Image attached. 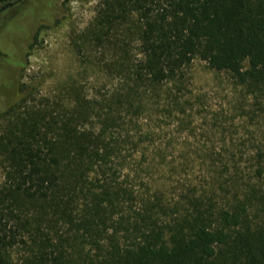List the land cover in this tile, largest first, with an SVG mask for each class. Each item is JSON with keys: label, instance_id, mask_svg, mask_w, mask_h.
<instances>
[{"label": "trees", "instance_id": "obj_1", "mask_svg": "<svg viewBox=\"0 0 264 264\" xmlns=\"http://www.w3.org/2000/svg\"><path fill=\"white\" fill-rule=\"evenodd\" d=\"M7 3L12 4L0 12L8 14L7 27L23 16L39 19L30 0H0V7ZM96 23L86 31L94 46L117 47L108 41L121 23L141 55L114 61L123 82L104 98L102 133L76 132L69 123L53 138L55 119H49L46 108H31L15 117L0 138V152L11 170L4 196L34 208L42 226L37 229L38 259L23 264H264V227L248 216L253 200H259L257 190L249 189L226 208L192 197L183 213L177 210L173 216L171 210V220H165L164 203L144 200L141 194V206L126 214L124 204L135 197L107 176L111 155L120 151L109 133L123 127L120 111L134 109L138 118L149 106V90L178 81L193 58L230 73L239 83H264V0H105ZM2 29L0 60L20 72L35 33L30 42L15 37L14 47L6 50ZM118 48L124 56L125 48ZM14 90L18 94L0 114L28 94L22 87ZM90 173L101 178L90 179ZM4 227L0 220V251L14 246L13 238L1 233Z\"/></svg>", "mask_w": 264, "mask_h": 264}, {"label": "rangeland", "instance_id": "obj_2", "mask_svg": "<svg viewBox=\"0 0 264 264\" xmlns=\"http://www.w3.org/2000/svg\"><path fill=\"white\" fill-rule=\"evenodd\" d=\"M104 1L30 0L39 19L23 16L8 27V14L0 16L6 50L14 47L15 37L30 42L35 33L25 68L9 71V94H2L0 87V110L18 94L15 86L28 89L11 111L0 114V138L15 117L25 116L31 108H46L49 119H55L53 138L69 123L76 132L102 133L104 98L123 82L114 61L141 56L125 24L117 23L108 41L124 47V56L118 46H94L86 35L87 29L96 28ZM148 97L145 112L137 118L134 109L121 110L123 127L109 131L120 151L111 155L107 176L135 197L124 204L126 214L141 206L139 194L151 202L159 198L167 211L162 218L171 220L170 211L173 216L179 215L177 210L183 213L192 197L215 209L226 208L255 189L259 203L253 200L248 216L264 227V83H239L230 73L212 70L195 57L178 81L150 89ZM10 176L0 152V220L5 224L1 233L14 240L13 247L0 251V259L23 264L38 259L42 226L34 208H23L18 197L4 196ZM89 177L101 178L95 173ZM70 252L72 256L71 248Z\"/></svg>", "mask_w": 264, "mask_h": 264}, {"label": "flooded vegetation", "instance_id": "obj_3", "mask_svg": "<svg viewBox=\"0 0 264 264\" xmlns=\"http://www.w3.org/2000/svg\"><path fill=\"white\" fill-rule=\"evenodd\" d=\"M0 68H2L1 69V72H2L1 75H2V78H3L0 81V87H4L2 89V91H3L2 94H5V93L9 94V89H8L7 83L9 82L8 80H10L9 79V77H10L9 76L10 75V72H9L10 69L8 68L7 63L5 61H2V60H0Z\"/></svg>", "mask_w": 264, "mask_h": 264}, {"label": "water", "instance_id": "obj_4", "mask_svg": "<svg viewBox=\"0 0 264 264\" xmlns=\"http://www.w3.org/2000/svg\"><path fill=\"white\" fill-rule=\"evenodd\" d=\"M12 3H7L4 6L0 7V11L5 9L6 7L10 6Z\"/></svg>", "mask_w": 264, "mask_h": 264}]
</instances>
